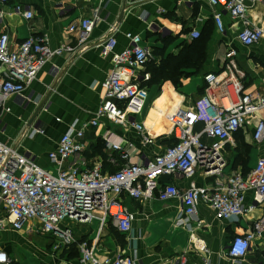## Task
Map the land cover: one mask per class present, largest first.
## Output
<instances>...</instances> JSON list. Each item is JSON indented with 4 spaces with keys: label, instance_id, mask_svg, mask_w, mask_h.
<instances>
[{
    "label": "crops",
    "instance_id": "crops-1",
    "mask_svg": "<svg viewBox=\"0 0 264 264\" xmlns=\"http://www.w3.org/2000/svg\"><path fill=\"white\" fill-rule=\"evenodd\" d=\"M16 5L32 9L35 18L25 19L14 10ZM98 7L101 8V19L89 38L90 47L77 57L66 54L52 58L23 93L12 96L6 106L0 108L2 140L21 152L32 153L40 165L55 171L49 152L55 149L61 136L70 128L83 127L95 117L103 99L101 82L111 72L113 62L110 56L101 55L94 45L111 34L118 39L116 50L119 51L128 45L127 32L140 33L144 43L152 48L155 56L152 62L155 61V66H158L163 57L177 54L185 42L197 39L191 37L193 30L202 32L207 29L206 60L200 70L189 69L190 74L182 78L178 87L170 79L152 83L150 78L146 82L148 96L142 113L135 119L149 128L151 142L144 144L142 134L131 126L109 124L102 119L100 125L85 128V150L68 165L82 161L92 167L100 163L105 171L110 172L121 167L125 162L118 151L107 146L104 139L106 132L124 149L130 150L133 161H137L142 153L153 155L163 151L172 138L168 133L171 124L165 113L178 106H189L199 98L205 86V74L220 70L231 49L236 51L238 65L246 73V91H264V38L250 47L242 45L237 40L240 24L229 15L224 16L225 31L221 32L213 19L215 8L207 0H9L5 7L6 15L0 21V33L8 32L12 49L34 33L45 35L54 47L62 44L76 46L78 37L68 32L69 25L90 15ZM249 16L255 23L264 25V2L251 7ZM167 38L172 40L166 44ZM149 66L141 72H149ZM4 71L0 63V76ZM44 100L45 105L33 123L43 132L33 133L29 120ZM28 127L29 133H24ZM253 130V124L243 130L245 141L251 145L247 170L264 156V141L254 143ZM204 141L209 142L206 138ZM223 153L225 157L233 158V151H228L226 147ZM234 163H227L226 175L247 171L241 163ZM161 183H174L181 189L192 184L204 187L214 185L215 178L200 170L190 179L181 174L162 176ZM252 198L253 192H247L245 204L249 205ZM120 199L124 207L137 214L129 232H120L110 219L103 226L102 212H96V218L91 223L78 224L73 229L78 242L92 243L98 239L101 257L114 256L123 251L133 255L136 264H175L182 254L190 263L196 264H264V233L253 242L243 260L236 262L228 253L231 240L250 229L254 220L264 212V205L233 221L220 219L214 209L201 204L196 215L182 222L184 214L180 199L164 202L155 197L141 201L127 194ZM6 215L4 206L0 204V219L7 221ZM114 231L125 236L124 244L119 242ZM17 241L28 242L34 248V255L30 254L24 262L13 258L12 249ZM57 241L53 234L30 233L27 226L19 231L8 224L0 226L1 249L13 264H80L77 244L76 259L67 260L62 255L63 249L57 251Z\"/></svg>",
    "mask_w": 264,
    "mask_h": 264
},
{
    "label": "built area",
    "instance_id": "built-area-1",
    "mask_svg": "<svg viewBox=\"0 0 264 264\" xmlns=\"http://www.w3.org/2000/svg\"><path fill=\"white\" fill-rule=\"evenodd\" d=\"M8 1L0 0V21L6 15ZM207 1L215 8L213 19L221 32L225 31L224 16L229 15L240 24L237 40L242 45L250 47L264 38V25L255 23L249 16V9L264 0ZM14 10L27 20L35 18V12L30 8L16 5ZM100 11V7L95 8L90 15L69 25L68 32L77 34L76 46L54 47L45 35L34 33L12 49L8 32H1L0 63L5 71L0 76V108L5 107L12 96L23 93L52 58L66 54L77 57L90 47L89 38L101 19ZM199 36V30L191 32V37ZM126 37L128 45L119 51L114 34L94 45L101 55L110 56L113 68L101 82L103 99L95 117L83 127L70 128L49 152L55 171L40 165L32 153L21 152L5 143L0 124V204L5 208L7 224L13 230H23L27 226L30 233L53 234L58 239L57 244L65 242L70 246L76 243L80 264H136L134 256L123 251L101 257L99 240L78 242L69 225V222L89 224L98 211L103 213V226L110 219L120 232H129L137 214L123 206L120 199L123 194L141 201L155 197L164 202L180 199L184 214L182 222L196 215L201 204L214 209L220 219L233 221L264 205V156L246 173H225L227 161L223 151L227 143L234 141L236 132L253 124V142L264 141V91H246V73L239 67L233 49L226 54L220 70L205 74V90L199 98L189 106H178L165 113L171 124L168 133L174 142L163 151L153 155L142 153L137 161H133L130 150L124 149L106 132L107 146L118 151L125 162L121 167L110 172L100 163L92 167L82 161L68 165L85 150V128L100 125L102 119L109 124L133 127L142 134L144 144L152 141L149 128L137 122L135 116L141 114L145 106L146 82L151 78L150 72L141 70L155 56L140 33L127 32ZM6 110L10 111V108L6 107ZM31 126L33 133L43 132L37 124ZM24 133H29V127ZM205 138L209 142H205ZM200 170L215 178V184L204 187L192 184L181 189L174 183H161L162 176L181 174L190 179ZM249 191L253 192V198L246 205ZM113 207L118 211L112 212ZM4 221L0 219L1 227H4ZM263 233L264 212L247 232L231 240L230 257L236 262L243 260L253 242ZM0 264H13L1 244ZM175 264L196 263H190L182 254Z\"/></svg>",
    "mask_w": 264,
    "mask_h": 264
},
{
    "label": "trees",
    "instance_id": "trees-1",
    "mask_svg": "<svg viewBox=\"0 0 264 264\" xmlns=\"http://www.w3.org/2000/svg\"><path fill=\"white\" fill-rule=\"evenodd\" d=\"M208 33L209 31L207 29L200 32V36L197 39L191 42H185L182 45L181 50L177 54L170 53L166 57H163L158 66H155L157 65L155 61L150 62L149 64L151 66H149L148 69L151 73L152 83H156L157 81H160L162 79H170L178 87L181 83L182 78L187 77L190 74V72H188L189 69H195V71L200 70L206 60V43L208 39ZM171 40L172 38H167L166 44ZM204 90L205 86H203L202 94L204 93ZM236 138L244 141L243 130H239L238 132H236L235 139ZM173 142L174 141L170 139L168 145L172 144ZM240 145L241 146L236 145V147L234 148L236 154H233V158L235 159L236 163L240 161L242 155V152H240L239 149H244L247 152V155H249V152L251 150V145L247 142H242ZM240 162V165L242 167H245L248 161L242 160ZM248 171L249 170L245 171L244 173ZM114 234L118 238L119 242L121 244H124L125 236L120 234L118 231H114ZM73 247L76 248L75 246ZM77 255L78 254L76 252V256Z\"/></svg>",
    "mask_w": 264,
    "mask_h": 264
},
{
    "label": "rangeland",
    "instance_id": "rangeland-1",
    "mask_svg": "<svg viewBox=\"0 0 264 264\" xmlns=\"http://www.w3.org/2000/svg\"><path fill=\"white\" fill-rule=\"evenodd\" d=\"M234 142L235 143H227L226 144V149L229 151L230 150V152H232L233 151V153H235L236 154V151H235V147H236V145H234V144H237V145H239V146H241L240 144L242 143V142H246L245 141V138H244V141H241L240 139H235L234 140ZM101 148L102 147H100L99 148V150H101ZM239 151L240 152H242V155H241V159H240V161H242V160H244V161H248L249 160V155H247V152L244 150V149H239ZM237 152H238V150H237ZM233 153H232V155H233ZM226 158V161H227V163L229 164V162H235L234 160H233V158H230V157H228V156H226L225 157ZM239 161V163H241ZM234 165H236V162L234 163ZM236 168L238 167V166H235ZM244 169H246L247 168V165L245 166V167H243ZM116 209H117V207H116ZM118 210V209H117ZM98 212V211H97ZM68 222V221H67ZM5 225L7 224V221H4L3 222ZM69 225L71 226V228H73L74 229V227H76V226H78V224H75V223H70L69 222ZM77 228V227H76ZM55 237V239H56V236H54ZM32 238V237H31ZM30 238V239H31ZM43 240H45L44 238H42ZM30 243H28L27 242V244H24L22 241H17L15 244H14V247H13V251H12V254H13V258H16V259H20V261L21 262H24L29 256H30V254H33L34 255V253L32 252L33 251V247H32V245H29ZM58 245V248H57V251H59V250H62V252H63V256L65 257V259H67V260H74V259H76V248H74V247H72V246H69V245H66L65 244V242L63 243V242H60L59 244H57ZM75 247H76V243H75V245H74ZM69 247V248H68Z\"/></svg>",
    "mask_w": 264,
    "mask_h": 264
},
{
    "label": "water",
    "instance_id": "water-1",
    "mask_svg": "<svg viewBox=\"0 0 264 264\" xmlns=\"http://www.w3.org/2000/svg\"><path fill=\"white\" fill-rule=\"evenodd\" d=\"M46 100H44L43 102H40L35 110V112H33L30 120H29V125H33L34 121L38 118L40 112L42 111L44 105H45Z\"/></svg>",
    "mask_w": 264,
    "mask_h": 264
},
{
    "label": "bare ground",
    "instance_id": "bare-ground-1",
    "mask_svg": "<svg viewBox=\"0 0 264 264\" xmlns=\"http://www.w3.org/2000/svg\"><path fill=\"white\" fill-rule=\"evenodd\" d=\"M118 210L116 209V207L112 208V212H117Z\"/></svg>",
    "mask_w": 264,
    "mask_h": 264
}]
</instances>
